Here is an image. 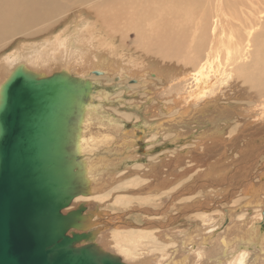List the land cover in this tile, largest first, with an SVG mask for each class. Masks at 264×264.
<instances>
[{"label":"bare ground","instance_id":"obj_1","mask_svg":"<svg viewBox=\"0 0 264 264\" xmlns=\"http://www.w3.org/2000/svg\"><path fill=\"white\" fill-rule=\"evenodd\" d=\"M152 4L166 5L156 7V12L164 13L154 14ZM185 4L190 7L187 11ZM120 5L113 0H0V45L3 43L0 52L5 49L6 41L10 38L28 41L19 42L10 53L0 57V88L17 67L36 71L40 77L55 73L69 75L71 71L85 76L94 68L104 70L107 68L111 73L117 71L124 76V72L130 77H137L141 74L140 65H144L143 60L136 63L135 56H127L125 53H121L125 57L111 56L115 43L110 39L104 42L102 38L106 36L115 40L119 36L120 40L126 41L128 35L115 30L125 29V32L131 30L130 35L134 36L135 49L149 51L153 46L152 54L161 58L162 66H158V59L153 56L152 61L155 60L157 64L149 62L146 67L158 74L157 81L160 84L159 87L152 89L154 81L150 80L152 88L149 90L155 91L154 96L159 91L161 96L164 95L170 101L166 102L168 105L163 110L164 113L161 111L164 114L161 119L164 128L161 125L156 127L157 130L151 127L154 125L153 117L158 115L155 111L149 112L152 109L150 106L145 109L146 113L142 120L152 121H146L147 125L143 128L132 125L128 133L121 127L123 122L110 119V114L106 116L107 111H102V107L97 109L88 107L87 110L86 106L90 104H86V97L82 106L77 149L82 157H86L84 164L91 182L87 196L90 197L78 196L69 206L71 208L74 202L79 201L78 205L71 209L75 210L79 205L85 207L82 232H90L101 251L117 257L122 253V261L126 263L264 264V226L259 225L261 220L264 222L261 217L264 209V164L262 163L260 171L258 170L257 183L252 179L253 175L247 176L249 172L251 174V169L255 168L259 155L264 154V123L257 124L256 121L255 125L253 119L251 122L245 121L243 126L242 124L230 126L229 133L232 136L223 139V128L217 119L222 110L213 107L218 100L216 94L221 91V88L216 91L218 85L215 89L214 79L219 84L218 76L221 74L222 80L219 85L222 87V83H226L229 78V73L221 72V69L226 67L244 84L238 87L236 83L235 86L240 90L236 91L240 99L264 100V0H120ZM125 11L127 13H124ZM68 18L69 23L66 22ZM60 24L65 26L60 35L38 37L61 26ZM101 25L103 33L89 29V26L91 28ZM146 27L150 30L156 29V32L148 31L147 34ZM105 50V53L110 55L109 59L106 57L108 59L106 65L101 62ZM103 69H95L91 73L102 76ZM148 82L149 79L140 81L138 88L149 87ZM186 82L189 84H183ZM181 85L186 90L188 88V92L180 90V93ZM242 86L248 88L250 92L247 94L250 96L246 95V89ZM149 94L147 93L148 96ZM139 104L136 102L134 106L138 107ZM206 108H209L208 112ZM93 113L96 118L92 120ZM201 113L205 115L203 120L210 121L211 129L199 132L198 140L189 144L184 143L182 135L189 138L191 130L189 126L197 125V121L202 120ZM124 115V118L128 119L132 116L138 118V114ZM229 118H234V114H228L224 124H228ZM160 127L162 132L169 135L166 136L168 141H178L180 146L161 151L164 153L161 156L157 153L156 157L153 156L152 161L148 162V166L144 165L145 167L141 168L142 172L139 174L132 170L122 174V163L126 162L123 160L134 154L131 149L141 150L144 146L146 148L147 144L143 143V139L152 137V134L157 136ZM177 129L185 130L178 132ZM144 131L146 134L143 136ZM139 132L141 134H138ZM259 136L262 139L257 140ZM130 137L132 141H129ZM154 138L150 140L151 142L148 141V144H152ZM240 142L242 143L239 146ZM112 148L118 151L120 149L122 152L118 155L108 154ZM152 149L158 150L160 147L148 148L147 152L144 151L142 154L150 155ZM229 149L236 151L235 154L233 152L231 160H227L225 156ZM101 150H107L106 156L102 153L101 157L98 155L100 158L97 162L88 161L89 157H94L96 151ZM135 151L137 152V149ZM241 151L243 154L240 158L232 161ZM112 160L116 162L113 163ZM120 161L123 162L117 165ZM205 161L210 163L209 166L216 162L221 166L210 170L209 167L205 168ZM195 171L196 176L188 183V179ZM199 172L202 175H198ZM113 173L114 175H111ZM128 174H138L135 186L132 179L137 180L134 179L137 176L126 182ZM117 182H120L122 187L128 186L131 191L136 189L140 201H144V204L140 203L141 206H148L146 202L154 203L160 197H170L168 202L173 205L178 203L177 213L168 214V205L162 209L163 211L160 209L162 212H153L156 210L150 211L142 207H140L142 210L134 208L126 217L123 214L102 210L100 206L104 204L102 202L115 193L104 199L100 198V194L106 190L104 187L108 183H110L108 188L111 189ZM237 194L239 199L232 205L237 212L242 211L238 212V216L235 215L237 218L231 216L230 218L235 221L232 219L228 221L230 224L220 232L222 215L218 214L216 205L219 201L226 204L233 201ZM179 197L180 200L176 201ZM130 198L124 194L117 202L129 207L132 204ZM87 201H97L99 204L90 209L84 205L85 202L88 203ZM67 211L71 210L66 208L63 213ZM133 212L144 216H159L156 218L161 220H145L149 229L145 226L142 228L141 225L137 226L128 220ZM186 217L196 221L197 225L189 224L184 227L177 225L178 220ZM130 229H139L140 236L146 237L143 238L145 241L138 239V233L135 235L130 233ZM218 231L220 233H217ZM104 233L110 235L105 237L107 241L103 237ZM120 237L123 240H120ZM145 248L153 250L148 251ZM153 254L155 255L152 256Z\"/></svg>","mask_w":264,"mask_h":264},{"label":"water","instance_id":"obj_2","mask_svg":"<svg viewBox=\"0 0 264 264\" xmlns=\"http://www.w3.org/2000/svg\"><path fill=\"white\" fill-rule=\"evenodd\" d=\"M39 77L17 67L0 88V264H126L82 232L83 205L63 213L90 192L77 142L97 86Z\"/></svg>","mask_w":264,"mask_h":264},{"label":"rangeland","instance_id":"obj_3","mask_svg":"<svg viewBox=\"0 0 264 264\" xmlns=\"http://www.w3.org/2000/svg\"><path fill=\"white\" fill-rule=\"evenodd\" d=\"M113 1L116 2V3H118L120 5V0H113ZM165 6H163V5H157V4H152V8L154 10V14H162V13H164V12H156V7H165ZM185 7H186V11L190 8L187 4H185ZM124 8H127V7L124 6ZM124 13H127V12L125 11ZM141 14L143 15V12H141ZM69 16H71V15H69ZM69 18L66 21L67 23H69V21H70ZM126 19H127V22H128L129 21L128 18H126ZM134 26H135V24H134ZM64 27L65 26H63V25L57 26V28H55V29H53L51 31H48L46 34H42V35H40L38 37H46V38H48L49 35L50 36L60 35L61 30ZM89 29H93L96 33H99V32H102L103 33L104 32V29H103L102 25L100 27L94 26V27H91V28L89 26ZM122 30H123V32H122ZM122 30L116 29L115 31L116 32H119V33H122L123 35L124 34L128 35V38H125L126 41H123L124 39L123 40H120L119 39V36H117L115 38V40H112V38H107L106 36H102V38H103L104 42H106V39H110L111 42H114L115 43V47L112 48V51H111V56H113V57H119V56L125 57L123 54L121 55V53H125L127 56L128 55L135 56L136 59H137L136 63L138 62V60H143L142 62L144 63V65H142V66L140 65V73H141L140 75H138L137 77L136 76H131L130 77L129 75H127V73H124L123 72V74H125L123 76V75H121V73L119 74L117 71L116 72H112L113 73L112 74L111 72H109L111 70L110 69H107V68H105V70L107 69L106 72H105V70L103 68H100V69L99 68H94L92 70H95V69L102 70L103 69L104 75H102V76H95V75H93L91 73L92 70L90 69L89 70L90 73L86 74L85 76L78 75L74 71L69 72V76L72 77V78L73 77L74 78H81L85 82H89L92 85H96L97 86L96 90L91 91L92 93H90V94L87 95L86 104H90V105L89 106H86L87 107L86 109L89 110L88 107L89 108H92V107L94 108L95 107L96 109L102 107L101 108L102 111L103 110L105 112L107 111L106 112V116H108V114H110L109 115L110 116L109 117L110 119H115L116 121L119 120V121H122L123 122V124H122L121 127L123 128V130H126V132L129 133V131L132 128V125H134L137 128H141V127L143 128V127H145V125H147V124H145L146 121H152V120H153L152 123H154V125H151V127H153L154 129H156V127H159L161 125V127L163 126V128H164V124L162 123V120L161 119H162V117H164V114H163L164 111L163 110L166 109V106L168 105L167 103H169L170 101L166 97H164V95L161 96V93H159V91H157L158 95L156 93V95L154 96L153 93H155V91L152 90V92H151V89L149 90V88H152L151 87L152 85H154V87L152 88V89H154L155 87H159L160 84L157 81V79L159 78L158 77V74L155 71H152L150 68H147L146 67L149 62L155 63V64L158 63L159 64L158 66H162L161 65L162 62L160 61L161 58L152 54V52H153V46H151L152 48H150L149 51H145L142 48L141 49H135V47L133 46V44H134V41H133L134 40V36L133 35H130L132 33V31L130 30V27L128 28V30H130L129 32H125V29H122ZM146 30H147V34H148V31L156 32L155 31L156 29H151L150 30L148 27H146ZM146 36H149V35H146ZM19 42H25V43H27L28 41H26L24 39H21V38H17V39L16 38H10L9 40L6 41L5 49L4 50L2 49L3 51L0 52V57H2L3 55H7L8 53H10L11 52V49L13 50V48L16 47ZM32 42L34 43V41H32ZM138 42H141V40H138ZM2 44L0 45V47L2 46ZM105 52H106V50L103 53L104 54V57H103L104 60L102 58L101 62L106 65L105 62L109 59V56L110 55L107 54V53H105ZM145 52H147L149 54H146ZM153 56L158 59L157 63H156L155 60L152 61V57ZM106 57L108 59H106ZM227 64H229V63H227ZM147 71H148V73H147ZM222 71H225L226 74L229 73L230 75L228 74V76H229L228 81L226 83H222V87H220V85H219L220 82H221V80H222V75L219 74V76H218L219 84H217L216 79H214V87H215V89H216V87L218 85V88L216 89V91H218V89H220V88H221V91L220 92L218 91L217 94L215 93L217 95V97H218V100H217V103L215 105H213V107L220 108L222 110V112L218 115V118L217 119H218V122H220L221 128H223V135H222V137H223V139H226V138H229V137L232 136V134L229 133V131L231 130L230 129V126H233V125L236 126L238 124L239 125L242 124V126H243L245 124L244 123L245 121L247 123L248 121L249 122L253 121V119H254L253 122H254L255 125H256V121H258L257 124H259V123H262L263 124L264 123V100H262V99L255 100V99H252V98H250V100H248V98H246V100H248V101H245V100L240 99V97L236 93V91L240 92V90L237 87H235V86H236V83L238 84V87L241 86V85H244V84L242 83V81L240 79H238L233 73L230 72V69L228 67H226V69H221V72ZM53 73H54V71H53ZM149 73H151V75ZM52 75L53 74H50V75H47V76H41L39 78L48 77V76L50 77ZM147 76H148V78H147ZM124 77H127V78L124 79ZM185 77L188 78L187 75H185ZM148 79H149V82H148L147 85H149V87L148 86L147 87L146 86H143L142 88H138V86H140L139 85L140 84V81H147ZM137 80L139 82H137ZM150 80L152 82L154 81L152 85L150 83L151 82ZM131 81H134V82H131ZM155 83L158 84V86ZM183 84H189V83L186 82V83H183ZM181 86L182 87L180 89L178 88L180 93H181V91L188 92V88L186 90L183 85H181ZM235 88L237 90H235ZM242 88H245L246 89V95L247 96H250V95H248L249 93L247 94V92H250L248 90V88L246 86L245 87L242 86ZM175 90H177V89L175 88ZM146 92L148 94L151 93V95L149 94L150 96H148ZM102 94H104V95H102ZM88 96H90V97H88ZM219 96H221V97L219 98ZM148 100H150V101H148ZM136 102H138V104L140 102L143 105L142 104H139L138 107H135L134 105L136 104ZM261 104L263 105V107H262ZM150 106H152V109H150L149 112L155 111V113L158 116L153 117V119L151 118L152 120H147V119L146 120H142V118H144V114L146 113V110L145 109L146 108H150ZM206 109H207V112H208V109L209 108H206ZM215 110H218V109H215ZM240 110H242V111L239 112ZM171 111H173V110H171ZM126 113L127 114L128 113L138 114V118H136L135 116H132L130 119H128L126 117L124 118V116H125L124 114H126ZM216 114H217V112H216ZM228 114H231V115L234 114V118H229V120H228V124L229 125L227 123L224 124V122H225L224 120H227L228 119ZM201 115H202V117H201L202 120L199 119L197 121V125L189 126L190 129H191L190 130V133H189V138H187V136H185V135H182L183 136L184 143L189 144L192 141L198 140L197 139V135L199 134V132H201L203 130L206 131V130H210L211 129L210 121L209 120H205V119L203 120V118L205 117V115H203V113H201ZM94 118H96V115L93 113L92 120ZM260 118H263V119L260 120ZM158 119H160V120H158ZM242 120H243V123H241ZM203 122H205L207 124H205ZM126 125H127V127H126ZM161 127L158 130L159 132H158L157 136H156V134H152L153 135L152 137H149V138H147L145 140L143 139V143H146L147 144L146 148H144L145 147L144 146V147H142L143 149H141V150L139 148L131 149V151H133L134 154L131 157H127L125 160H123V161H126V162L122 163L123 164L122 165V168H121V172H123L122 174H126L130 170H132V172H138V174H139L140 172H142L141 171V168L142 167H145L144 165H147L148 166V162H151L152 161L151 159H153V156L156 157L157 153H159L160 156H161L162 154H164L161 151L172 150L171 148H174L175 146L176 147H179L180 146V144L178 143V141H175L176 143L174 141H171V140L168 141L169 139H167L166 136L168 137L169 135L168 134H165L166 132H162V130H161L162 128ZM183 130H185V129H177L178 132H184ZM138 134H141V132H139ZM144 134H146V131L143 132V136H144ZM129 136L132 137V135H129ZM130 138H128L129 141H132L133 139L132 138L130 139ZM153 138H154V140H156V141L152 140V142L155 145L153 143L152 144H148V141L151 142L150 140L153 139ZM186 138H187V141L185 142V139ZM260 138L262 139V137L259 136V138H257V140L260 139ZM241 143L242 142H240L239 146L241 145ZM166 145L168 146L167 148H166ZM154 147H160V149H158V150L152 149V154L153 155L152 154H150V155L149 154L148 155H143L144 154L143 152L144 151L147 152L148 148L151 149V148H154ZM163 147H165V148H163ZM136 149H137V152L135 151ZM163 149H165V150H163ZM173 151H176V150H173ZM96 152H95L96 155L94 154V157L95 158L91 155L94 159L92 157H89V160L88 161H90V162H93V161L94 162H97L98 159L102 155L103 156H106V154H107L106 153L107 150H101V151H96ZM121 152H122V150H120V149L118 151V150H114L112 148L111 149V152H109L108 154H111L112 153V154L118 155V153H121ZM170 152H172V151H170ZM233 152L235 154L236 151H233L232 149H229L228 150L227 154L225 155L226 158H227V160L228 159L229 160L232 159V157L234 156L233 155ZM165 153H168V152H165ZM174 153H176V152H174ZM242 154H243V151H241L232 161L240 158V155H242ZM98 155L99 156L101 155V156L99 157ZM97 156H98V158H97ZM84 159L86 160V157H82V160H84ZM106 159H109V158L106 157ZM155 159H158V158H155ZM204 160H206V158ZM215 160L218 161V159H215ZM112 161H113V163L116 162L115 160H112ZM123 161L118 162L117 165H119ZM262 163L264 164V154H260L259 155L258 162H257L255 168L251 169V174H250V172H249V174H247V176L249 175V177L253 175L252 179H254V182L256 181V183L259 180V175L257 173H258V170L260 171V169L262 167ZM209 165H210L209 162H207V161L204 162L205 168H208L209 167L210 170L211 169H217L219 166H221V164H219L217 162H216V164H212L213 166H209ZM138 174L137 175L128 174V177L126 176L127 177L126 178V182H129L130 181V178H133V177H136L137 176L136 178H134V179H137V180H133L132 179V184H133V186H135V184L138 182ZM111 175H114V173L111 174ZM119 175H121V174H119ZM198 175H202V174L199 172ZM195 176H196V171L193 173V176L188 179L187 182L190 183ZM106 179H107V177L104 178V180H106ZM122 179H124V177H122ZM112 180H114L113 177H112ZM124 180H120V181H124ZM110 183H108L106 185L107 187L106 186L104 187V188H106V190L105 191L103 190L104 192L102 194H100L101 195L100 198H103L104 199V198L109 197L112 193L113 194L115 193V194L113 196H110L109 198L105 199V202H102V203H104L103 205H100L103 208L102 210H108V211L113 212V213L123 214L126 217L127 214H128V212H130L132 210L134 211V208H139V210H140L141 209L140 207H142V209L148 208L146 210H150V211L156 210V211H153V212H157V211L158 212H162L163 211L162 209L165 208L166 205H168V212H167L168 214L177 213V207L178 206H176V205L178 203L176 202V204L173 205V203L168 202L170 200V197L169 198H162V197H160L154 203H147L146 202V205H148V206H141L140 203L144 204V201H140V197H138L139 196V193L137 192L136 189H132V191H131L130 189H128V186L122 187L119 184L120 182H117L115 186H113L111 189H109L110 188ZM104 184H106V183H104ZM127 189L129 191H131V192H129ZM98 191L102 192V190H98ZM114 191H116V192H114ZM136 192H137V194H136ZM124 194L129 195L131 197L130 199H132V204L129 207H127V206L124 207L125 204H122L120 202H117L118 200H121L124 197ZM131 194H134L135 196L134 195H131ZM132 196H134V197H132ZM87 197H90V196H87ZM137 197H138V201H137ZM236 197L233 199V201H231V202H229L227 204L225 202H220L219 201V203L216 205V210L218 211V214H221L222 215V218L220 219L221 220V225H219V227H220V230L219 231L220 232L222 230H224V228L226 227L227 224H230V223H228V221L230 222L232 218H237L236 216H238L237 214H238V212L240 210L237 212L235 210V208H234V205H232V203L236 202L239 199V194H237ZM263 197H264V195H263ZM128 200H129V198H128ZM179 200H180V197L179 198H176V201H179ZM87 202L88 203L85 202L84 205L86 207L90 208V209H93L95 206H97L99 204V202H97V201H94V202L87 201ZM127 202H129V201H127ZM162 202H164V203H162ZM78 203H79V201L74 202V204L72 205L71 208L74 209L76 207V205H78ZM151 205H153V206H151ZM71 208L68 207L67 210H73ZM88 208H87V210H88ZM160 209L162 211H160ZM232 209H234V210H232ZM210 210H212V209H210ZM225 212H227V213H225ZM231 216H232V218H230ZM242 216H244V214ZM156 217H159V216H155V215H153V216H150V215L144 216L142 214H138V213H134L133 212L129 216V219L128 220L132 224H135L137 226H140L141 225L142 228L145 226V227H147L146 229H149L148 226L145 224V220H148V221H160L161 220V219L159 220ZM161 217H162V214H161ZM261 217H263V219H264V216L263 215ZM232 220L235 221L234 219H232ZM163 221H165V218L163 219ZM177 222L179 224H177V223L176 224L179 225V226H181V227L188 226L189 224L197 225L196 221H192V220H190L187 217L185 219L178 220ZM259 225L264 226V222L261 220L259 222ZM151 229H153V228H151ZM138 230L139 229H137V230L130 229V233H132L133 235H135V234L138 233V239L139 240H142L144 242L145 240L143 238H146V237L140 236L141 235L140 234L141 232H138ZM219 231L217 233H220ZM85 232H87V231H85ZM109 236L110 235L107 234V233L106 234L105 233L103 234V237L104 238L105 237H109ZM120 240H123V239H121V237H120ZM105 241H107L106 238H105ZM145 249H147L148 251H152L153 250L152 248H145ZM157 249L159 250V248H157ZM105 250H110V249H106L105 248ZM138 253H141V252H138ZM121 254H118V255L122 259L123 258V254L122 255ZM154 255L155 254H153L152 256H154ZM154 261L157 262V259H155ZM124 263H126V262H124ZM126 264H136V263L127 262Z\"/></svg>","mask_w":264,"mask_h":264}]
</instances>
